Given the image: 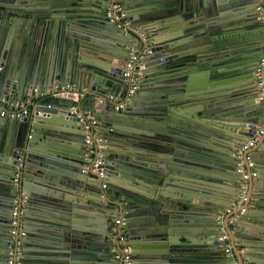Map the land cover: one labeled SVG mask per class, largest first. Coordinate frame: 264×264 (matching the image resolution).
Here are the masks:
<instances>
[{"label": "water", "instance_id": "1", "mask_svg": "<svg viewBox=\"0 0 264 264\" xmlns=\"http://www.w3.org/2000/svg\"><path fill=\"white\" fill-rule=\"evenodd\" d=\"M121 1L126 29L102 14L105 0H0V95L27 101L21 116L0 115V264L20 193L13 264H123L108 225L120 214L127 264H232L229 242L238 264H264V135L242 154L257 172L246 180L251 206L232 223L239 207L224 211L243 181L235 152L264 122L260 0ZM131 48L150 50L135 82L122 76ZM118 92V111L96 99ZM77 112L104 132V178L82 172Z\"/></svg>", "mask_w": 264, "mask_h": 264}, {"label": "built area", "instance_id": "2", "mask_svg": "<svg viewBox=\"0 0 264 264\" xmlns=\"http://www.w3.org/2000/svg\"><path fill=\"white\" fill-rule=\"evenodd\" d=\"M257 10V20L264 28V0H260V5L256 8ZM104 16L110 22H116L121 24V26L126 29L130 26V20L127 18L126 10L124 9L123 3L121 0H105V8H104ZM134 32H136L140 40L146 42L147 37L145 34L141 33L140 26L138 27H131ZM150 50L148 48L143 49L140 54H138L137 50L131 48L129 51V57L126 60L125 64L123 65L124 71L122 76L125 80L132 78L133 82L137 81L140 76V70L134 69V63L138 60V58L145 56L149 53ZM264 68V49L262 56L260 57L258 64L255 68V77L257 78V87L264 92V76L262 75ZM1 70V66H0ZM136 85H132L130 90L128 91L126 98L132 95ZM71 85L66 84L60 87L61 91H66L71 89ZM36 91V89H34ZM82 92L79 93V96H83L84 92L87 91L86 88L81 90ZM100 103H113L114 108L117 110L123 109L124 105L122 102H118L117 97L115 94H107L102 97L96 98ZM124 101V100H123ZM26 100H20L10 97L9 95H0V115H8V116H16L19 117L23 113L26 112ZM74 109V108H72ZM77 122L81 126L84 131V147H83V169L82 172L87 173L88 171L96 172L100 178L105 177V159L104 153L102 149L104 147L102 137L97 134L98 129V119L92 116L89 112H77ZM97 135V136H96ZM264 135V122L262 126H260L255 134L249 138L247 142H245L241 147H239L235 155L238 158L236 163V171L240 173L241 179L243 180L240 186V192L238 197L235 201L231 202L229 207L225 208L226 211H231L233 208L239 207V212L232 216L229 219V223H232L236 217L244 215L247 211V207L251 206V203L248 202L247 196V184L246 180L256 176L257 172L255 171V163L251 160H243L242 154L243 152L248 149L250 146L254 145L257 139ZM17 171L15 173L14 182L15 185L19 188V180H20V168L19 164L16 166ZM104 187L105 185L102 184ZM255 190L254 188L252 189ZM23 191V190H22ZM24 192V191H23ZM22 193L18 194L13 201L12 210H11V217H10V229L9 235L10 238L8 239V250L10 254V258L7 264H13V260L15 255L20 256L22 252L21 240L24 236V230L22 229L24 219H23V212L27 206V200L25 195H21ZM246 202H248V206H246ZM222 217H218V222L220 223ZM125 217L119 216L118 218L110 221L108 223L109 227L113 232L118 231L117 240L111 246V253L113 257L117 260L122 262L123 264H127L130 262L131 259V247L127 243L126 240V231H124L125 226ZM121 231V232H120ZM221 241H225L227 239V235L225 234L224 229H222V234L219 237ZM224 254L227 256L232 257V250L228 244H224ZM16 264H20L17 262ZM232 264H238L237 261L233 260Z\"/></svg>", "mask_w": 264, "mask_h": 264}, {"label": "crops", "instance_id": "3", "mask_svg": "<svg viewBox=\"0 0 264 264\" xmlns=\"http://www.w3.org/2000/svg\"><path fill=\"white\" fill-rule=\"evenodd\" d=\"M70 8H71V7H70ZM102 14L104 15V11H102ZM53 15H55V14H53ZM56 15H64V14H61V13H60V14H56ZM155 37H158V36H155ZM115 95H116V97H117L118 102H122L123 105H124V101H123V100H124L125 98H122V95H121L119 92L116 93ZM124 108H125V105H124ZM124 108H123V109H124ZM115 110L118 111L117 109H115ZM97 132H98L97 134H99L101 137H102V135L104 134V132H103L102 130H98V129H97ZM96 136H97V135H96ZM104 143H105V142H104V140H103V144H104ZM223 210H224V209H223ZM123 213H124V212H123ZM120 215H123V214H120ZM24 220H26V219H24ZM110 229H111V228H110ZM124 231H125V229H124ZM114 233H115V232H114ZM115 237H116V236L114 235V238L112 239L113 242H115ZM127 243H130V242L127 241ZM228 245L230 246V248H231V250H232V245L230 244V242L228 243ZM232 254H233V255H232V261H233V260H235V261L237 260V261H238L239 258L236 256V252L232 250ZM30 255H33V254H30ZM118 264H119V263H118Z\"/></svg>", "mask_w": 264, "mask_h": 264}, {"label": "bare ground", "instance_id": "4", "mask_svg": "<svg viewBox=\"0 0 264 264\" xmlns=\"http://www.w3.org/2000/svg\"><path fill=\"white\" fill-rule=\"evenodd\" d=\"M257 11V10H256ZM257 19V18H256ZM258 21V20H257ZM259 22V21H258ZM259 24H260V22H259ZM261 25V24H260ZM262 26V25H261ZM263 27V26H262ZM18 165V164H17ZM16 173V172H15ZM14 178H15V175H14ZM13 183H14V185H15V182H14V179H13ZM15 187L17 188V186L15 185ZM16 198V197H15ZM14 201V200H13ZM12 204H13V202H12ZM11 210H12V205H11ZM12 213V212H11ZM24 213V212H23ZM23 219H25L24 217H23ZM25 222V221H24Z\"/></svg>", "mask_w": 264, "mask_h": 264}]
</instances>
